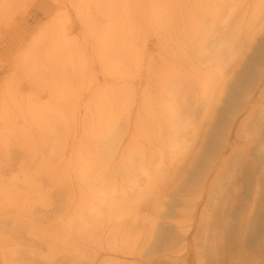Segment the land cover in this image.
<instances>
[{"label":"rangeland","instance_id":"obj_1","mask_svg":"<svg viewBox=\"0 0 264 264\" xmlns=\"http://www.w3.org/2000/svg\"><path fill=\"white\" fill-rule=\"evenodd\" d=\"M45 1L52 6L53 0ZM76 1L84 11V17L94 15V11L105 13L113 7L112 11L119 8L118 4L115 7L112 0H98L99 9L93 0ZM128 1L119 0L118 3L123 6ZM29 2L30 0H16L8 5L17 11L14 23L21 22L19 13H22L23 26L29 31L41 28L51 33L58 29H51V22L59 24L60 19L64 18L69 22L76 20L68 0H62L63 7H56L49 17H45ZM156 2L155 6L160 12L162 9L159 7L164 5V1ZM177 2L183 3L181 11L188 13L182 20L188 31L200 27L198 23L203 14L209 16L201 24V35L206 42L200 44L199 52L223 55L221 61L228 57L229 52L233 56L239 55L241 61L236 71L248 68L256 76L254 82L252 80L243 89L238 90L236 86L230 85L224 91L211 122L214 138L212 142L203 143L196 163L179 182L177 195L189 194L191 205L186 209L180 207L176 202L177 196L169 194L159 209L155 210L153 205L145 209L144 204L153 197V194L147 195L152 186H148L146 182L157 178L150 174L133 186L131 198H121L117 195L127 194L132 190V185L128 183L130 177L125 175V189L112 199L113 207L108 206L109 199L105 203L101 202L105 210L95 216L87 217L94 211L88 210L91 207L74 208L76 192L74 196L54 198V187L71 182L69 176L72 174V167L66 166L63 161L52 163L53 160L50 165H43L48 158V149L43 143L41 146V140L45 136L41 130L42 127L46 129V122L54 121L56 126L53 130L57 131L63 143L75 139V136L72 137L75 132L73 121L86 115L83 110L89 104L87 98L79 100L77 96L85 98L90 93L89 76L64 74L69 68L79 69L93 55L97 57L100 51L96 45L84 54L75 53L56 62L43 59L47 51L38 52L29 67L13 70L5 81L4 87L14 90L18 98L11 99V104L8 100L0 102V156L2 159L6 155L11 161L0 168V206L6 209H0V212L10 215L0 219V237L10 235L16 223L26 225L25 230L15 232L16 237L11 234L10 243L19 246V249L7 246L0 252V264H157L156 259L163 256L173 260L171 264H264V0H255L249 4L251 6L247 13L255 16L243 36L236 35L237 30H241L236 28L232 38L238 43L234 50L231 49L233 51H230L227 43H223L220 49L217 40H220L221 33L212 30L214 23L211 10H219L216 15L219 21L223 11L220 0ZM0 3L3 4V0ZM258 12L263 13L262 18V15L258 16ZM53 17L55 19L50 20ZM137 21L151 28L155 20L149 21L146 18ZM93 22L95 21L89 20L87 24H100L99 33L102 27L108 28L115 23L109 14L97 24ZM252 29L254 38L246 39ZM77 33L74 32V35ZM86 37L84 34L77 36L75 44L87 43ZM213 38L217 39L216 42ZM40 39L41 35L35 33L28 38V44ZM44 62L49 63L44 66ZM222 67H226L225 64ZM240 75L241 73L237 77ZM94 76L100 81L98 72ZM260 76L263 79L261 99H255L256 102L249 104L244 111L242 105L245 102L240 100L243 99L242 96L249 100ZM237 77L233 80L234 83H238ZM51 92H55L53 99H50ZM242 120L243 125H239ZM232 122L233 129H229ZM236 129L240 133L238 138L234 136ZM228 130L231 134L229 143H234L228 151L222 173L216 178V187L226 189L227 194L218 200L216 211H212L209 203L200 202L194 212L192 203L198 200L196 192L208 174L207 171L216 164ZM46 131L48 133L52 130ZM178 137L184 138V134L180 133ZM183 141L190 143L186 139ZM172 160L166 159L170 162ZM167 176V180H172V172ZM163 179L165 180L164 177ZM233 181V186H227V183L231 185ZM137 202H140L141 209L133 215L128 214L130 207ZM110 208H113V212L108 219ZM203 208L205 212L200 213ZM78 216H82L83 220L78 219ZM202 221L207 224V230ZM169 225L177 227L175 235L168 234ZM168 239L171 244L165 245ZM198 252L202 255L197 254Z\"/></svg>","mask_w":264,"mask_h":264},{"label":"bare ground","instance_id":"obj_2","mask_svg":"<svg viewBox=\"0 0 264 264\" xmlns=\"http://www.w3.org/2000/svg\"><path fill=\"white\" fill-rule=\"evenodd\" d=\"M15 1L3 0V4L0 3V102L8 100L11 104V99L18 98L14 90L4 87L5 81L13 70L29 67V63L35 60L36 53L47 51L43 59L56 62L63 61L75 53L84 54L96 45L100 51L97 57L93 55L91 60L82 64L79 69L69 68L64 74L76 76L78 73L89 76L88 96L84 98L75 95L79 100L87 98L89 103L83 110L86 115L73 121L75 132L72 137L75 136V139L63 143L57 131L53 130L56 126L54 121L46 122L45 126L53 132L47 133L42 127L41 133H45V136L43 139L39 136L42 139L41 146L43 143L48 149V158L44 160L43 165H50L53 160L52 163L63 161L66 166L72 167V174L69 176L71 182L54 187V198L74 196L76 192L74 208L91 207L88 210L94 211L87 217L95 216L105 210L101 202L105 203L109 199L108 206L113 207L111 202L115 197L131 198L133 186L150 174L157 178L146 182L148 186H152L147 195L153 194V197L144 204L145 209L150 205H153L155 210L159 209L169 194L177 196L176 202L180 207L188 208L191 205L189 194L177 195L179 182L196 163L203 143L212 142L214 138L211 122L224 91L230 85L240 90L256 79L254 72L248 68L236 71L241 61L239 55L233 56L229 52L228 57L221 61L223 55L208 51L199 52L200 44L206 42L201 35V24H204L209 16L203 14L198 23L200 27L188 31L182 22L188 13L181 11L184 4L178 3L177 0H163L164 5L159 7L162 9L160 12L155 6L157 0H129L124 2L123 6L119 5V0H112L115 7L118 4V9L112 11L113 7L105 13L94 11V15L88 14L87 17H84V11L79 8L76 0L73 3L68 0L76 20L69 22L64 18L60 19L59 24L53 21L49 27L58 29L47 33L41 28L35 31L25 28L22 13L19 12L21 22L14 23L17 11L8 5ZM254 1L220 0L223 11L219 21L216 16L219 10H211L214 23L212 30L221 33L220 40L213 38L214 42L217 40L220 49L223 43H227L230 51L234 50L238 42L234 41L232 36L235 35L236 28L241 29L237 30L236 35H244L243 32L255 16L247 13L251 6L249 4ZM29 3L45 17H49L56 7H63L62 0H53L52 6L45 0H30ZM93 3L97 9L100 8L98 0H93ZM107 14L111 15L115 23L108 28L102 27L99 33L101 25L97 23L106 18ZM257 14L263 17V13ZM146 18L149 21L155 20L151 28L137 21ZM54 19L55 17L50 20ZM89 20H94L93 23L97 25L89 26ZM262 28L263 26L260 30ZM74 32L78 33L74 35ZM35 33L40 34L41 39L28 44V38ZM253 33L252 29L246 39L251 40ZM83 34L87 35V43L76 45V37ZM207 45L210 46L209 43ZM49 62H44V66ZM223 64L228 68L222 67ZM70 69L74 70L69 72ZM96 72L99 73L100 81L94 76ZM236 77L238 83L233 82ZM262 80L261 76L257 78L249 100L242 96L240 101L245 102L242 105L244 111L249 104L261 99ZM54 97L55 92H51L50 99ZM47 115L44 116L48 117ZM243 123L244 120L239 125ZM233 126L234 122L229 129H233ZM180 133L184 134V138L178 137ZM239 134L236 129L234 136L238 138ZM230 136L228 130L226 140L219 149L216 164L207 171L208 174L206 173L196 192L198 200L192 203L194 212L200 202L209 203L212 211H216L218 200L227 194L226 189L216 187V178L222 173L228 151L234 143H229ZM183 139L189 140L190 143L187 144ZM167 158L173 160L166 161ZM6 162H11L9 157L4 155L1 159L0 156V168L7 166ZM169 172L173 174V181L167 180ZM125 175L130 177L128 183L132 185V190L116 196L119 191L125 189ZM234 183L235 181L231 185L227 183V186L231 187ZM139 204L140 202H137L130 207L127 213L133 215L138 212L141 209ZM0 209L6 210L3 206H0ZM110 210L108 219L112 217L113 208ZM204 212L205 209H201L200 213ZM9 216L0 212V219ZM78 217L83 220L82 216ZM202 222L207 230V224ZM25 227L26 225L16 223L11 234L16 237L15 232L25 230ZM176 228L169 225L168 234L175 235L178 231ZM11 234L0 237L1 253L7 246L19 249V246L10 243ZM112 237L114 241L113 232ZM167 244H171L170 239L166 240L165 245ZM197 254L202 255L200 252ZM172 262L173 260L164 256L156 259L157 264Z\"/></svg>","mask_w":264,"mask_h":264}]
</instances>
